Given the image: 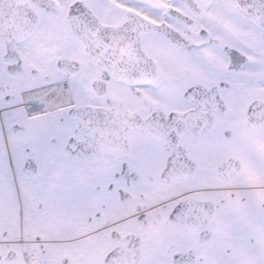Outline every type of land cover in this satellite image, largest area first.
<instances>
[{"label": "snow or ice", "instance_id": "1", "mask_svg": "<svg viewBox=\"0 0 264 264\" xmlns=\"http://www.w3.org/2000/svg\"><path fill=\"white\" fill-rule=\"evenodd\" d=\"M0 264H264V0H0Z\"/></svg>", "mask_w": 264, "mask_h": 264}]
</instances>
